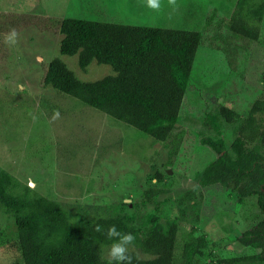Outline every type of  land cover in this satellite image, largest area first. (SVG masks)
Wrapping results in <instances>:
<instances>
[{
	"label": "rangeland",
	"instance_id": "1",
	"mask_svg": "<svg viewBox=\"0 0 264 264\" xmlns=\"http://www.w3.org/2000/svg\"><path fill=\"white\" fill-rule=\"evenodd\" d=\"M159 3L160 8L153 9L148 0H0V167L71 212L83 208L82 213L91 216L93 207L102 206L111 214L131 215L139 227L148 221V215H160L163 224L178 220L175 201L192 191L195 199L187 206L189 219L180 222L177 262L182 261L184 243L193 240L188 232L193 227L217 245L213 250L218 259L257 253L259 250L238 241L250 228L243 218L258 213L256 199L237 205V194L229 196L221 186L205 188L200 178L218 157L202 144L215 134L205 126L207 113L227 105L246 114L257 99H264V23L259 43L247 45L240 38L231 39L223 29L222 22L230 20L238 0ZM214 9L218 11L216 23L207 32L205 21ZM64 19L204 32L192 83L174 130V137L181 132L184 135L174 165L167 169L171 186H157L168 188L160 201L169 202L158 213L155 205L144 206L142 200L149 177L165 169L169 148L41 84L46 68L55 59L83 82L115 75L111 67L96 62L83 71L77 55L60 53L63 36L58 22ZM219 29L223 38L214 42ZM12 31L16 38L9 43L5 37ZM219 45L236 50L238 64L234 67H239L238 71L231 70ZM222 130L221 137L229 147L236 138V127L224 125ZM204 195L211 198L210 203L204 202ZM124 203L128 206L122 209ZM195 213L201 222L194 226ZM0 230L9 234L14 230L13 221L1 212ZM108 249L105 257H109ZM0 264H8L2 253Z\"/></svg>",
	"mask_w": 264,
	"mask_h": 264
},
{
	"label": "trees",
	"instance_id": "2",
	"mask_svg": "<svg viewBox=\"0 0 264 264\" xmlns=\"http://www.w3.org/2000/svg\"><path fill=\"white\" fill-rule=\"evenodd\" d=\"M213 11L205 21L207 32L216 23L218 11ZM224 22L223 29L231 39L240 38L247 45L258 44L264 23V0H238L230 20ZM58 23V32L63 36L60 43L63 56L77 55L83 71L96 62L111 67L115 75L83 82L64 62L55 59L46 68L42 86L74 98L169 148L165 169L149 177L142 200L144 206L155 205L158 213L160 207L169 202L160 201L168 188L158 189L157 186H171L172 176L167 169L173 167L184 135L181 132L174 137V130L192 83L204 32L87 19H64ZM220 29L214 42L223 38ZM218 48L229 60L231 70L238 71L239 67H234L238 64L236 50L229 51L221 45ZM206 122L209 133L215 134L203 139L202 144L218 157L205 169L200 183L205 188L221 186L229 196L237 194V205L256 199L258 213L243 218L250 228L238 241L259 252L218 259L213 250L217 245L193 227L186 229L194 237L184 243L182 261L177 262L180 222L189 219L187 206L195 199L192 191L175 201L178 220L163 224L160 215H148V221L139 227L131 215L111 214L102 206L93 207L91 216L83 214V208L80 212H71L0 167V212L10 218L14 226L10 234L0 230L3 258L8 264H108L109 257L104 254L111 244L107 229L115 224L121 232H132L137 238L135 247L130 250L134 264H199V261L264 264V99H257L246 114L220 105L207 113ZM224 125L236 127V138L229 147L221 137ZM204 197V202L210 203L211 198ZM122 206L124 209L128 204ZM192 220L194 226L201 222L196 213ZM97 225L102 226L101 231L96 230Z\"/></svg>",
	"mask_w": 264,
	"mask_h": 264
},
{
	"label": "clouds",
	"instance_id": "3",
	"mask_svg": "<svg viewBox=\"0 0 264 264\" xmlns=\"http://www.w3.org/2000/svg\"><path fill=\"white\" fill-rule=\"evenodd\" d=\"M148 5L153 9L160 8L159 0H148ZM15 38V31H12L5 37L9 43H14ZM55 115L58 116L59 113ZM96 230L101 231L102 226L97 225ZM107 238L111 241L108 249V264H134V256L130 249L135 247L137 238L132 232H121L115 224H112L107 229Z\"/></svg>",
	"mask_w": 264,
	"mask_h": 264
}]
</instances>
